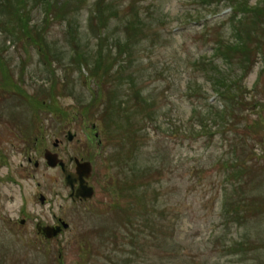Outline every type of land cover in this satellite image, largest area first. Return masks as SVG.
Segmentation results:
<instances>
[{
  "label": "rangeland",
  "instance_id": "rangeland-1",
  "mask_svg": "<svg viewBox=\"0 0 264 264\" xmlns=\"http://www.w3.org/2000/svg\"><path fill=\"white\" fill-rule=\"evenodd\" d=\"M28 1L0 18V264H264V0Z\"/></svg>",
  "mask_w": 264,
  "mask_h": 264
},
{
  "label": "trees",
  "instance_id": "trees-1",
  "mask_svg": "<svg viewBox=\"0 0 264 264\" xmlns=\"http://www.w3.org/2000/svg\"><path fill=\"white\" fill-rule=\"evenodd\" d=\"M17 1V3H15L14 4V0H0V5L1 6H3V7H5L6 8V10L7 11H9V12H7L6 14H4L3 15V17H0V18H2V22L5 20V25H8L9 23H11V21H9V18H11L12 17V15H11V12H12V8H15V5H18V6H20V8L25 4V3H29V1L28 0H16ZM205 1V3H207V4H209V3H213V1H211V0H204ZM226 1H230L231 2V5H233V7H234V4L236 3V1L237 0H226ZM50 5H51V3H50V0H46L45 1V5H42L43 7H44V12H45V15H47L48 13H47V11H48V7H50ZM56 5V3L54 4V6ZM53 6V7H54ZM101 6V3H99V7ZM42 7V8H43ZM96 13L98 14V15H100L101 17H102V15L101 14H103V11L100 9V8H98L97 10H96ZM259 16H262V15H258L257 17H254L253 18V20L255 21L254 22V27H256V26H258L259 24H262L263 23V17H260L259 18ZM94 19V17L92 18V20ZM109 19H106L105 21H104V23L106 22V21H108ZM20 21L22 22V25H21V27H19V29L21 30V32L25 35V36H28V37H31L30 36V32L32 31V30H30V28L27 26V23H26V26L25 27H23V20L22 19H20ZM248 23V22H247ZM9 30H11L10 28L9 29H7V32H9ZM16 32H18V31H16V30H12V31H10L9 32V34L10 33H12V34H15ZM134 32H136V33H138L137 32V29H135L134 30ZM252 32V31H251ZM239 36H238V39H240L241 40V44H239L238 45V48H240V47H242V48H245V50L247 51V49L249 48V47H251L250 45H248V43H247V39H243V36H242V30L239 28V34H238ZM14 36H16V35H14ZM17 37V36H16ZM251 40H252V36H251ZM129 42H131V40L130 41H128L127 42V45L125 46V51H119V52H117V55L115 56V57H112L111 55H113V52H111V47L110 48H108L107 49V51L106 50H104V48H102L101 49V57L103 58V57H108V58H110V59H116L117 57H123V55H124V53H126L127 54V56L128 57H131L132 56V52H133V46L135 45L134 43L133 44H129ZM255 42V41H254ZM37 44V43H36ZM125 45V44H124ZM259 48H262L261 46L259 47ZM259 50V49H258ZM258 50H257V52H258ZM40 51H41V49H40ZM106 52V53H109L108 55H105V53L104 52ZM218 54V53H217ZM222 55H224L225 56V58L227 59V60H229L231 63H233V60L235 59V55H233V54H231V53H227V52H223V54ZM82 58V56L80 55V53L79 52H75L74 53V55H73V61H79L80 59ZM239 62V61H238ZM230 63V64H231ZM239 63H244V61L242 62V61H240ZM246 64H248L247 62H245V65ZM91 73H92V70H91ZM105 73V72H104ZM231 77H233L232 75H230ZM92 77L94 78V79H96L97 81H102V79L103 78H105V77H102L98 72H95V73H92ZM10 83H11V81H10ZM9 83V84H10ZM133 83V82H132ZM9 84H7V85H9ZM12 85H14V84H12ZM101 87V86H100ZM98 97H99V95H98V93L96 92V94L95 93H93V101L91 102V105H95V102H97L98 101ZM125 111H127V116H130V114H129V112H128V110H125V109H123V110H120L118 113H121V112H125Z\"/></svg>",
  "mask_w": 264,
  "mask_h": 264
},
{
  "label": "water",
  "instance_id": "water-1",
  "mask_svg": "<svg viewBox=\"0 0 264 264\" xmlns=\"http://www.w3.org/2000/svg\"><path fill=\"white\" fill-rule=\"evenodd\" d=\"M73 135L70 133L69 139H73ZM45 158L47 159V162L50 166H56L58 163H60L63 167V171L65 173L66 183L71 185V187H74L76 183H80V188L77 190L76 195L78 197H83L84 199H90L94 195V189L88 185L87 179L89 178L91 174V165L88 162L80 163L78 160L77 162V174H74L72 172H68L64 166V163L59 160L58 155L55 153H52L51 151L47 150L45 153ZM44 202V197L41 198ZM63 226L65 228L69 227V224L63 223ZM62 231L61 226H55V227H46L44 228V232L46 233V236L48 238H53L57 236Z\"/></svg>",
  "mask_w": 264,
  "mask_h": 264
},
{
  "label": "flooded vegetation",
  "instance_id": "flooded-vegetation-1",
  "mask_svg": "<svg viewBox=\"0 0 264 264\" xmlns=\"http://www.w3.org/2000/svg\"><path fill=\"white\" fill-rule=\"evenodd\" d=\"M77 202H82V201H77ZM77 202H74V203H77ZM61 220V218H58V221Z\"/></svg>",
  "mask_w": 264,
  "mask_h": 264
}]
</instances>
